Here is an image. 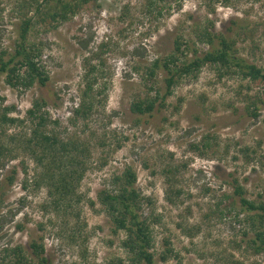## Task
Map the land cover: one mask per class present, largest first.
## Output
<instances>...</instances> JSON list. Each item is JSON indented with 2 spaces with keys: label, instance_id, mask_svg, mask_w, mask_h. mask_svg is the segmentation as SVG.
<instances>
[{
  "label": "rangeland",
  "instance_id": "374dc122",
  "mask_svg": "<svg viewBox=\"0 0 264 264\" xmlns=\"http://www.w3.org/2000/svg\"><path fill=\"white\" fill-rule=\"evenodd\" d=\"M55 4L0 0L1 57L13 54L22 21L30 18L26 42L39 48L48 75L45 86L24 88L0 74V115L13 107L7 116L22 120L35 99H44L43 111L57 121L49 129L65 140L88 141L89 156L72 197L55 202L59 196L36 179L43 167L22 149L29 122L2 124L15 156L0 168V257L20 246L30 264H39L36 243L48 264H132L125 232L98 198L115 190V176L131 167L157 264H264V252L250 248L253 225L239 203L229 216L220 214L236 181L247 199L264 203V105L256 117L246 115L247 106L263 103V83L205 64L195 77L179 79L152 116L130 110L133 101L154 96L146 69L172 52L176 36L207 49L196 38L204 25L213 23L240 56L264 70V0H91L57 21L46 15ZM95 66L99 71L89 72ZM94 77L102 92L92 112L74 120ZM156 81L163 93L160 72ZM165 251L169 257L162 261Z\"/></svg>",
  "mask_w": 264,
  "mask_h": 264
},
{
  "label": "trees",
  "instance_id": "16d2710c",
  "mask_svg": "<svg viewBox=\"0 0 264 264\" xmlns=\"http://www.w3.org/2000/svg\"><path fill=\"white\" fill-rule=\"evenodd\" d=\"M89 1L91 0H75L71 3L65 0H56L54 6L46 7V15L54 21L65 20L70 14L78 12L83 4ZM36 9L37 7L34 10ZM31 21L30 18L23 19L19 41L13 54H9L6 60L0 55V74L4 73L7 83L12 86L19 85L29 88L34 83L45 86L48 81V75L38 61L39 48L28 45L26 42ZM209 25L210 27L202 26L196 32L197 41L205 44L206 50H199L195 46L197 42L185 41L182 35H178L173 41L172 52L152 61L146 69V78L149 83L148 89L154 92V96L133 101L130 105L132 113L139 116H152L155 109L164 107L167 97L173 93V88L179 79L185 76L195 77L205 64L219 65L224 71L233 69L243 78L252 81L259 80L264 86V70L240 56L235 49V42L226 33L217 31L213 23ZM96 66L92 67L89 72H98L99 69ZM159 72L162 74L164 83L163 93L160 92L156 81ZM96 80L97 78L94 77V81H88L85 84L79 105L73 110L74 120L86 118L92 112L96 94L102 92L100 91L102 88H95ZM45 105L44 99H35L30 109L26 111V117L22 120L18 117L7 116L13 107H3V113L0 115V168L4 166L7 158L15 156L13 149L8 148L3 141L4 133L1 127L6 124L29 122V137L26 135L22 137V149L38 166L43 167L41 174L37 175L36 179L44 181L51 196H59L58 199L54 197L57 202L72 197L74 194L75 183L83 175L90 148L88 141L81 140L75 135L65 140L53 129H49L50 124H57V121H51L49 115L43 111ZM251 105L247 106L246 115L256 117L258 110L264 105V101L259 104L254 102ZM12 180L13 175L9 182ZM114 180L118 187L115 190L101 191L98 196L101 204L107 210L115 228L125 232L126 238L123 246L130 253L132 264H157L154 259L155 253L152 250L149 224L140 215L142 199L140 192L135 187V172L131 167H127L120 175L115 176ZM231 186L232 194L223 196L231 204L222 205L220 214L223 217L229 216L234 211L235 203L238 202L240 212L244 214L243 218L253 225V235L249 239L250 248L254 254H260L264 252V203L247 199L243 187L237 181ZM31 247L39 264L49 263L44 256L43 245L32 243ZM168 257L169 253L165 251L160 254L159 258L166 261ZM0 264H30V262L22 248L16 246L3 250Z\"/></svg>",
  "mask_w": 264,
  "mask_h": 264
},
{
  "label": "bare ground",
  "instance_id": "6f19581e",
  "mask_svg": "<svg viewBox=\"0 0 264 264\" xmlns=\"http://www.w3.org/2000/svg\"><path fill=\"white\" fill-rule=\"evenodd\" d=\"M171 29V28H170ZM170 32V31H169ZM166 33H168V32H166Z\"/></svg>",
  "mask_w": 264,
  "mask_h": 264
}]
</instances>
